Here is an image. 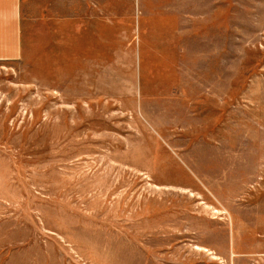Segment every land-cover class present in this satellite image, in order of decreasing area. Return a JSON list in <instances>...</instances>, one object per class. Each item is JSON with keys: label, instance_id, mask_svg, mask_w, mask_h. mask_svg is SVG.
Returning <instances> with one entry per match:
<instances>
[{"label": "rangeland", "instance_id": "1", "mask_svg": "<svg viewBox=\"0 0 264 264\" xmlns=\"http://www.w3.org/2000/svg\"><path fill=\"white\" fill-rule=\"evenodd\" d=\"M31 28L0 61V264H264V0Z\"/></svg>", "mask_w": 264, "mask_h": 264}, {"label": "crops", "instance_id": "2", "mask_svg": "<svg viewBox=\"0 0 264 264\" xmlns=\"http://www.w3.org/2000/svg\"><path fill=\"white\" fill-rule=\"evenodd\" d=\"M113 17V0H0V61L25 54L32 26L41 34L59 33L63 26L107 23ZM57 31V32H54Z\"/></svg>", "mask_w": 264, "mask_h": 264}]
</instances>
